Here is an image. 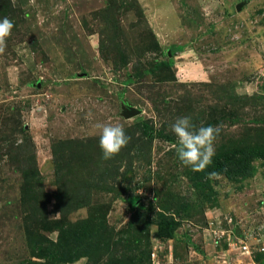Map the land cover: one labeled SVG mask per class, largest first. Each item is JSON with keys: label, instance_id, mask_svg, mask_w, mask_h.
Returning a JSON list of instances; mask_svg holds the SVG:
<instances>
[{"label": "rangeland", "instance_id": "1", "mask_svg": "<svg viewBox=\"0 0 264 264\" xmlns=\"http://www.w3.org/2000/svg\"><path fill=\"white\" fill-rule=\"evenodd\" d=\"M4 17L0 264H264V0H0ZM181 116L220 126L201 172L176 157ZM98 123L129 137L112 159Z\"/></svg>", "mask_w": 264, "mask_h": 264}, {"label": "clouds", "instance_id": "2", "mask_svg": "<svg viewBox=\"0 0 264 264\" xmlns=\"http://www.w3.org/2000/svg\"><path fill=\"white\" fill-rule=\"evenodd\" d=\"M13 27V22L7 17L0 19V52L4 51ZM95 127L99 130V148L103 160L112 159L127 146L129 137L123 126L98 123ZM170 131L175 137L176 157L182 166L190 168L192 172H201L212 164L214 143L220 133V126L197 127L189 116H181L170 125Z\"/></svg>", "mask_w": 264, "mask_h": 264}, {"label": "trees", "instance_id": "3", "mask_svg": "<svg viewBox=\"0 0 264 264\" xmlns=\"http://www.w3.org/2000/svg\"><path fill=\"white\" fill-rule=\"evenodd\" d=\"M162 65L167 66V63L164 62V63H162ZM133 141H135V140H133ZM131 146H133V144H132ZM125 151H126V153H127V152L129 151V147H127L126 149H124V152H125ZM131 151H133V156H132L133 158H136V157H135L136 152H137L138 155L140 154V151H139V149H137V148H135V149L133 148V149H132V148L130 147V152H131ZM251 157H252V156H251ZM256 159L261 160V161H262V165H263V167H264V154H263V153H262V154H255V155H253V157H252L251 160L253 161V160H256ZM230 165H231V161H230ZM226 166H227V163H226V165H222V167H226ZM238 170H239L238 167L231 168V169H230V167H229V168L227 167V168L224 169L223 171L226 172L227 175L238 174V173H242V172H243V171H242V172H239ZM24 232L27 234V236H30V234H31V233L29 232V229H28L26 226H25V228H24ZM171 234H172V233L170 232L169 235H168V237H171Z\"/></svg>", "mask_w": 264, "mask_h": 264}, {"label": "built area", "instance_id": "4", "mask_svg": "<svg viewBox=\"0 0 264 264\" xmlns=\"http://www.w3.org/2000/svg\"><path fill=\"white\" fill-rule=\"evenodd\" d=\"M216 231H217V232H216ZM218 231H219V230H218L217 228H216V230H214V232L217 233L218 238L222 237V236L225 234V233L222 232V231H220V232H218ZM214 232H213V233H214ZM226 238H227L226 240L229 241V239H231V234L229 233V235H227ZM231 242H232V241H231ZM231 242L228 243V245H231ZM243 248H245V247H243Z\"/></svg>", "mask_w": 264, "mask_h": 264}, {"label": "water", "instance_id": "5", "mask_svg": "<svg viewBox=\"0 0 264 264\" xmlns=\"http://www.w3.org/2000/svg\"><path fill=\"white\" fill-rule=\"evenodd\" d=\"M134 114V111H133V109L131 108H129V117H131L132 115Z\"/></svg>", "mask_w": 264, "mask_h": 264}]
</instances>
